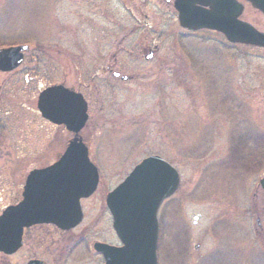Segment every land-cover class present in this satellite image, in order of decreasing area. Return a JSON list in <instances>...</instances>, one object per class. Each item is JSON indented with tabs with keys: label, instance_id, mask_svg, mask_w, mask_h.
Instances as JSON below:
<instances>
[{
	"label": "rangeland",
	"instance_id": "rangeland-1",
	"mask_svg": "<svg viewBox=\"0 0 264 264\" xmlns=\"http://www.w3.org/2000/svg\"><path fill=\"white\" fill-rule=\"evenodd\" d=\"M238 1L241 19L264 31V13ZM177 14L173 0H0V49L29 47L19 67L0 72V210L73 138L41 116L37 100L63 69L73 75L68 53L88 54L90 120L80 135L101 178L86 212L100 213L106 190L161 155L181 181L160 212L159 264H264V48L188 31ZM98 55L101 66L117 58L115 70L136 78L93 79ZM39 235V256L52 258L51 239ZM24 260L0 254V264Z\"/></svg>",
	"mask_w": 264,
	"mask_h": 264
},
{
	"label": "water",
	"instance_id": "water-1",
	"mask_svg": "<svg viewBox=\"0 0 264 264\" xmlns=\"http://www.w3.org/2000/svg\"><path fill=\"white\" fill-rule=\"evenodd\" d=\"M180 26L195 31L222 33L232 44L264 47V32L241 19L244 5L238 0H173ZM264 13V0H246ZM27 45L0 50V72L16 69ZM42 116L75 133L65 152L54 164L35 169L27 177L23 200L0 215V252L11 254L22 245L24 227L54 223L76 226L82 218L80 199L97 188L99 173L90 161L88 148L78 137L88 120V105L80 93L62 85L43 90L38 98ZM180 184L177 169L159 155L142 160L107 196V205L124 247L97 244L107 264H158V209ZM264 190V178L260 180ZM198 216L194 217V221ZM28 264H45L32 260Z\"/></svg>",
	"mask_w": 264,
	"mask_h": 264
},
{
	"label": "flooded vegetation",
	"instance_id": "flooded-vegetation-1",
	"mask_svg": "<svg viewBox=\"0 0 264 264\" xmlns=\"http://www.w3.org/2000/svg\"><path fill=\"white\" fill-rule=\"evenodd\" d=\"M143 52L145 53V55H143V58L145 60H150L154 58L156 53H158V47L156 45L152 47L148 46L143 49ZM116 55L117 54H113L114 57H116ZM66 56L72 60L70 62L73 64V67H74L73 75L72 76L69 75V73H66L63 69L62 79H59L58 81L53 82L50 85H62L64 88H67L70 91H73L76 93H80L83 96L84 100L86 101L88 105V120L85 125L86 127L90 120V114H89V101H88V98L86 97L85 90L89 89L92 85L84 81L83 73H84V70H88L91 57L88 54H75V53L73 54L68 53ZM24 60H25V55H24L23 61ZM101 60H103L102 55H98L94 57V61L97 62V67L95 69L96 72H94V74L92 75L93 79L95 78L100 79L102 74L107 73V72L111 73V75H113L114 78L120 81L128 82L136 78V76L134 75H128V74H124L120 72L121 71L120 67H122V65L120 66L117 58L116 59L114 58V61L112 64L103 65V66H101L100 64ZM75 62H78V64L76 65ZM115 67H119L118 69L120 71L115 70ZM74 77H75V80L73 79ZM37 108H38V104H37ZM81 140L86 145H88L82 136H81ZM61 155L62 154H60L58 158H60ZM89 156H90L91 161L96 165V163L93 161L94 158L91 156V153L89 154ZM96 166L98 168L99 176H101L100 167L98 165ZM29 173L30 171L28 172V174ZM28 174L25 177L23 189L21 192V198L19 200L14 201L13 203L7 204L3 209L0 210V215L7 207L17 205L23 200V191H24V186L26 184ZM99 186H100V181L97 186V189L91 196L81 199L82 218H81V221L76 226L67 229V228L59 227L53 223L34 224L30 227H26L23 229L22 245L15 253L13 254L0 253V254L10 257V256L23 252L24 257H25L23 264H28L32 260L43 261L46 264H66L70 256H72L76 251H79V254L76 257L74 264H107L106 254L103 251L97 250L96 245L105 244L112 248H122L124 247V242L116 229L114 217L112 213L110 212L107 206V203H106L107 195L117 185L109 190H106L104 198L101 200L103 206H102L100 213H97V214L89 213L88 214L86 212V202L92 199L93 195L96 193ZM167 200L168 199L164 200V202L161 204L158 210V222H159L158 250L160 247V233H161L160 212L164 206V203ZM42 230H44L45 233L49 236L46 239L47 240L51 239V246H47V250L51 252L52 258L50 257L42 258L38 254L39 252H42L40 250L43 249L42 242L44 240H43V237L39 235ZM27 252H30L29 256Z\"/></svg>",
	"mask_w": 264,
	"mask_h": 264
}]
</instances>
